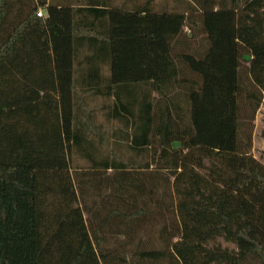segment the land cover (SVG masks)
Masks as SVG:
<instances>
[{"label":"trees","instance_id":"1","mask_svg":"<svg viewBox=\"0 0 264 264\" xmlns=\"http://www.w3.org/2000/svg\"><path fill=\"white\" fill-rule=\"evenodd\" d=\"M127 1L0 0V264H264V172L181 159L196 143L251 151L264 0ZM95 6L109 85L78 89L75 12ZM139 83L155 102L120 87L109 101Z\"/></svg>","mask_w":264,"mask_h":264},{"label":"crops","instance_id":"2","mask_svg":"<svg viewBox=\"0 0 264 264\" xmlns=\"http://www.w3.org/2000/svg\"><path fill=\"white\" fill-rule=\"evenodd\" d=\"M156 2L157 5L160 4V0H153L151 2L153 10H156ZM146 3L147 0H128L123 7L132 10L138 7H145L147 6ZM98 8L101 7L95 6V8L90 11L83 8L75 12V24L78 27V31L75 39L76 48L72 66V81L78 89L100 88L103 85H109L108 38L106 34L108 30V21L107 18L100 13ZM41 10L46 14L45 10ZM184 39L188 46V40H192L189 34L186 33ZM193 47L194 46H192L190 50L193 49ZM117 87H120V97L122 100L136 97L139 101L149 98L151 102H155L159 97L155 90H151V85L149 83H139L125 86L114 85L109 101L114 99V90ZM91 97L98 98V101L101 98L100 94H91ZM262 110H264V99L255 115L251 152L255 150V147L264 150V122H262L260 118ZM258 124L260 127L257 131ZM208 147L210 146L207 144H191L190 148L184 150L181 159L197 168V157H195V154ZM230 152L235 155V158H242L243 154H238L233 151ZM251 152L244 156L250 157L252 161L255 159L257 160Z\"/></svg>","mask_w":264,"mask_h":264},{"label":"rangeland","instance_id":"3","mask_svg":"<svg viewBox=\"0 0 264 264\" xmlns=\"http://www.w3.org/2000/svg\"><path fill=\"white\" fill-rule=\"evenodd\" d=\"M42 12V15L44 16V12L39 9ZM38 12V11H37ZM198 28H196L197 30ZM182 33H187L189 36L191 35V25L187 22V25L183 26L182 28ZM186 42V40H185ZM188 49H190L192 46L196 47L201 51L202 46L204 44V40L202 38H194V40H188ZM191 43V44H190ZM258 111V109H257ZM257 111L255 115L257 114ZM96 113V120L97 121H102L103 120V112L100 110ZM217 116V115H216ZM262 122H264V110L261 112L260 116ZM255 121V118H254ZM254 126H255V122ZM104 124H108L106 122H103ZM218 128H225L226 126L224 125V120L220 121L218 120ZM259 124L257 126V131L259 130ZM254 129V128H253ZM95 140H97L95 138ZM105 143L102 145H99L102 149L105 148ZM127 142L122 140V147L121 149H126ZM207 149H204L203 151L196 153L194 156L197 157L196 160V165L197 169L200 171H204V167H211V168H219L223 170L224 172L230 174V175H237V176H242L245 172L247 171H253V170H259L261 172H264V150H260L258 147H255V150L253 152L251 148V154L254 155L257 160L255 159L254 161L250 160V157L244 156L245 154L242 155V158H235L234 154H231L230 151L223 150L220 147H214L209 145ZM249 152V153H250ZM67 157L70 165L72 166L73 164L77 163L80 165H86L85 159L79 157L77 154H74L71 149L67 152ZM260 162H259V161ZM86 216V215H85ZM215 242L220 243L224 247H229V248H235L234 244L230 242L224 241L222 238H217Z\"/></svg>","mask_w":264,"mask_h":264},{"label":"built area","instance_id":"4","mask_svg":"<svg viewBox=\"0 0 264 264\" xmlns=\"http://www.w3.org/2000/svg\"><path fill=\"white\" fill-rule=\"evenodd\" d=\"M37 15H38V16H43V15H42V12H41L40 10H38Z\"/></svg>","mask_w":264,"mask_h":264}]
</instances>
